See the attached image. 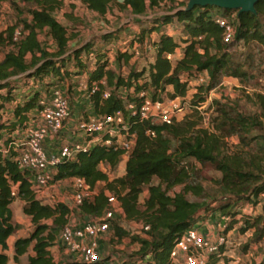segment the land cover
<instances>
[{
  "label": "trees",
  "instance_id": "obj_1",
  "mask_svg": "<svg viewBox=\"0 0 264 264\" xmlns=\"http://www.w3.org/2000/svg\"><path fill=\"white\" fill-rule=\"evenodd\" d=\"M22 1L32 3V8L23 11L14 7L18 23L0 32V47L9 49L0 60V111L7 116L6 121H0V264H8L7 241L18 228L12 223L10 208L16 201L21 203L22 214L30 219L33 230L15 240L12 256L15 264H57L50 249L62 228L69 224L70 214L102 218L110 209L107 194L116 199V206L126 220L143 224L146 238L130 237L116 219L110 226L113 240L119 243L129 238L131 243L139 244L133 254L136 262L170 264V251L178 239L197 224L202 228V220L214 212L227 220L223 233L240 224L241 234L253 230L251 241L258 243L264 238V95H255L260 116L211 100L207 109L212 110L210 129L200 126L198 111L224 79L232 78L241 84L254 79L249 71L253 57L247 55L238 60L231 49L254 44L264 52V0L256 5V15L216 7L186 11L189 0H78L86 10L102 17L115 7L140 18L135 21L137 34L124 45L123 51L116 49L113 58L117 63L128 64L135 56L131 48L136 44L149 46L153 58L141 69L133 63L126 75L116 74L107 57L109 46L125 42L120 35L122 29L99 37L108 46L107 51L97 48L94 41L70 48L80 35L54 17L62 8V1ZM162 8L165 14H155ZM24 12L26 18H21ZM219 18L227 19L233 26L230 43L223 42ZM170 26L179 31L169 30ZM40 33L52 40L53 51L42 47ZM177 50H181L177 60L167 58ZM73 75H85L88 89L95 87L89 95L91 114L104 117L122 112L134 144L128 153L97 144L55 168L51 183L78 177L94 190L92 199L71 212L68 205L44 203L34 193L30 173L17 161L18 153L10 135L34 118L41 91L67 84ZM202 77L206 81L193 86L189 112L183 117L174 118L170 124L140 119L136 111L146 99L152 102L185 99L191 81ZM29 81L39 83L41 90L22 97L20 85L26 87ZM232 138L238 143L228 152L226 140ZM123 158V174L111 176ZM205 166L219 173V178L208 180L217 187L220 197H211L209 201L202 196ZM144 192L146 196L140 201ZM189 197L200 201H191ZM244 205L253 209L261 206V212L244 215L239 209ZM239 215L240 219H236ZM246 248L247 245L243 250ZM223 253L224 245L209 255L207 264H217ZM252 264H264V252L262 261Z\"/></svg>",
  "mask_w": 264,
  "mask_h": 264
},
{
  "label": "rangeland",
  "instance_id": "obj_2",
  "mask_svg": "<svg viewBox=\"0 0 264 264\" xmlns=\"http://www.w3.org/2000/svg\"><path fill=\"white\" fill-rule=\"evenodd\" d=\"M62 1V8L55 12L54 17L67 27H73L79 31V38L73 41L70 48L80 47L87 42L94 41L97 48L102 51H107L105 46L99 37L103 34L109 32H117L120 29L121 37L125 42H118L116 45L109 46L111 51H107V57L109 59L110 67L115 71L116 74L126 75L131 69L133 63H135L138 69L146 66L147 63L152 61L153 52L149 46L138 47L137 44L131 51L135 52V56L129 61L128 64L117 63L113 55L116 49L124 50V45L127 44L129 40L133 38L134 34H137L138 29L136 27L135 21L139 20V17L131 16L128 11L120 12L117 8L112 7V10L108 12L104 17L99 16L93 12L86 10L78 0H59ZM183 1V0H179ZM15 4L14 6L12 4ZM32 3H27L22 0L12 1V0H0V32L4 31L7 27L15 25L17 21V12L14 7L26 11L28 8H32ZM165 8L157 11L155 14H165ZM21 18H26V13L22 15ZM177 29V27L170 26L168 29ZM179 31V28L177 29ZM39 42L42 47L49 51L54 50V44L50 38H48L44 33H40L38 36ZM9 49L6 47H0V60L3 58L4 54ZM180 51H177L172 57L171 61H175L180 56ZM235 58L238 60H243L247 55L253 57L252 69L249 70L254 76L249 83L241 84L235 79H224L220 88L211 91L207 96V102L198 108L200 115V126L206 129H210V120L212 110L208 109V104L213 99L219 100L221 103L228 104L239 109V111L245 114H256L260 116V110L257 107V102L255 95H264V52L254 44L248 46L238 45L231 49ZM72 69L71 66H69ZM204 77L200 78L199 81H191L189 84L188 96L185 99L179 98V102L183 105V110L179 113L176 118L180 119L185 114L189 112V99L191 93L193 92V86L205 82ZM68 84V85H67ZM65 85V91L70 99L71 103V120L68 121L67 125H73L77 118H86L91 114L92 106H90L88 100L87 89L83 88L86 84L85 75H73L70 80ZM20 85V84H19ZM34 90H41V86L37 82L29 81L26 87L20 85L21 96L26 94H31ZM76 117H74V115ZM7 116L1 117L0 121H6ZM264 125V118L262 120ZM71 135V129L67 134L68 138ZM238 141L235 138L226 140V149L228 152L234 150ZM124 161L122 159L121 163L118 165L115 173L111 176H120L124 172ZM202 175L205 177L202 180L203 187V198L209 201L211 197H220L217 192V187L213 184L212 180L219 178V173L215 172L211 167L205 166L202 169ZM102 185H98L100 189ZM71 192H72V181L66 180L58 183H51L44 189L41 194H39V199L44 203H63L66 205H71ZM146 193L144 192L140 196V201L144 199ZM191 201H200V199H195L189 197ZM262 202L264 203V195L262 196ZM12 211V223L18 228L13 234V236L8 240V249L6 254L9 257L8 264H15L12 260L13 256V242L16 238H22L28 236L33 230V226L30 219L22 214L21 203L16 201L11 205ZM242 214L255 216L261 212V206L253 209L250 205H244L239 207ZM114 219L118 220V223L122 229L128 232L130 237L146 238L147 235L143 232V224L135 221L126 220L121 211L114 206L113 207ZM211 216V217H210ZM209 217H205L202 220V229L210 226L217 235L218 233L224 234L226 236V243L224 244V253L217 264H252L259 263L263 259L264 252V238L256 243L251 241L253 230H250L244 234L238 232L240 224H236L232 230L228 233H223V229L226 226V219L223 218L219 212H214ZM240 219V215L236 217ZM92 220L91 218L83 217L79 213H71L69 224L80 225L86 221ZM211 222V223H210ZM208 224V225H205ZM206 233L211 237L212 234L206 230ZM214 235V236H215ZM247 245L245 251L243 247ZM139 249L138 243H131L130 239H124L121 242H117L112 238V232L110 231L104 239L101 241V259L108 262V264H135V257L133 254ZM50 252L57 264L63 262L74 261L59 244V236L54 246L51 247ZM24 259V258H23ZM181 260V259H180ZM178 264H181L179 262Z\"/></svg>",
  "mask_w": 264,
  "mask_h": 264
},
{
  "label": "built area",
  "instance_id": "obj_3",
  "mask_svg": "<svg viewBox=\"0 0 264 264\" xmlns=\"http://www.w3.org/2000/svg\"><path fill=\"white\" fill-rule=\"evenodd\" d=\"M217 23L223 28V42L230 43L234 36L233 26L222 18L217 19ZM172 56L167 58L172 60ZM65 85L66 83H60L41 91L39 110L34 118L10 135L13 149L18 153L16 159L21 168L30 173L32 189L38 197L51 185L55 168L59 164L73 161L78 154L89 151L97 144L111 146L125 153L130 152L134 144L133 135L129 134L128 123L122 112L104 117L90 114L86 118H77L73 127L67 125L71 120V103ZM83 88L87 89L88 97L95 91L94 85L88 89L84 84ZM104 97H108V94L104 93ZM128 108L134 110L132 105ZM182 110L183 105L179 99L163 102L146 99L136 112L142 120L153 119L160 124H170ZM0 115L6 116L1 111ZM70 129L71 135L68 138ZM147 135L153 136V133L147 132ZM5 152L8 153L9 149ZM71 181V205L68 208L72 212L85 200L92 199L94 190L81 178L76 177ZM107 195L110 209L102 218L80 225L67 224L60 231L59 244L74 261L108 264L100 263L102 259L99 249L100 242L110 232L111 221L114 219L113 207L117 205V201ZM199 227V224L195 225L178 239L170 251V264H207L209 255L226 243L225 235L218 233L210 237ZM144 229L148 230L149 227ZM135 264L147 263L138 261Z\"/></svg>",
  "mask_w": 264,
  "mask_h": 264
},
{
  "label": "water",
  "instance_id": "obj_4",
  "mask_svg": "<svg viewBox=\"0 0 264 264\" xmlns=\"http://www.w3.org/2000/svg\"><path fill=\"white\" fill-rule=\"evenodd\" d=\"M261 0H189L185 10L190 11L196 7H216L221 10L237 11L239 14L250 13L256 15V5Z\"/></svg>",
  "mask_w": 264,
  "mask_h": 264
},
{
  "label": "crops",
  "instance_id": "obj_5",
  "mask_svg": "<svg viewBox=\"0 0 264 264\" xmlns=\"http://www.w3.org/2000/svg\"><path fill=\"white\" fill-rule=\"evenodd\" d=\"M177 51H179V50H177ZM172 57H174V55L172 56ZM180 57V56H179ZM68 85V84H67ZM88 102H89V104H90V106H91V103H90V100H88ZM74 115V117H76V115L75 114H73ZM211 217V216H210ZM211 223V222H210ZM205 225H208V224H205ZM201 226V225H200ZM200 228V227H199ZM200 230H202L203 232H205L206 233V230L209 232V233H211L212 234V236H214L216 233L214 232V230L210 227V226H207L206 228H200ZM12 237V236H11ZM10 237V238H11ZM9 238V239H10ZM8 239V240H9ZM17 239V238H16ZM15 239V240H16ZM15 240H14V242H15ZM14 242H13V244H14ZM7 244H8V241H7ZM99 251H100V255H101V242H100V249H99ZM6 253V252H5Z\"/></svg>",
  "mask_w": 264,
  "mask_h": 264
}]
</instances>
